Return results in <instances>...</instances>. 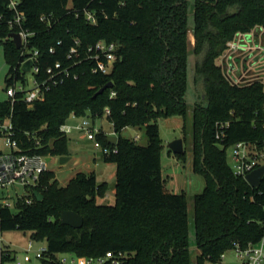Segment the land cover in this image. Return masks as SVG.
I'll use <instances>...</instances> for the list:
<instances>
[{
	"label": "trees",
	"instance_id": "1",
	"mask_svg": "<svg viewBox=\"0 0 264 264\" xmlns=\"http://www.w3.org/2000/svg\"><path fill=\"white\" fill-rule=\"evenodd\" d=\"M6 3L0 0L7 85L24 74L20 49L8 36L13 28ZM18 8L33 32L29 44L39 51V77L56 62L71 76L30 107L0 100V115L12 111L23 150L51 156L68 154L60 127L69 116L93 120L108 109L117 141L103 133L97 139L109 149L103 160L115 165L114 202L102 201L108 185L93 171H78L60 185L47 169L32 190L41 199L20 200L16 211L0 208V233L19 229L45 240L52 264L58 253L95 257L107 250L127 254L119 264H220L226 249L246 247L264 235V177L251 187L226 161V148L236 141L264 145V87L230 83L218 63L237 31L264 27V0H20ZM84 9L94 11L96 23L85 19ZM43 13L51 14L50 23L40 20ZM99 39L118 43L107 73H93L89 61L75 64L67 56L75 40L83 53ZM108 81L112 87L94 95ZM170 115L182 119L184 151L176 155L185 158L188 141L191 169L205 181L190 197L192 239L188 196L169 188L161 171L158 119ZM226 120L229 126L217 138L216 122ZM126 127L143 128L146 143L123 136ZM64 209L79 213L82 226L62 224Z\"/></svg>",
	"mask_w": 264,
	"mask_h": 264
},
{
	"label": "built area",
	"instance_id": "2",
	"mask_svg": "<svg viewBox=\"0 0 264 264\" xmlns=\"http://www.w3.org/2000/svg\"><path fill=\"white\" fill-rule=\"evenodd\" d=\"M20 0H6L7 9L11 12L8 23L12 32H17L20 36L21 45L19 47L22 55L20 68L24 62L31 60L29 72L31 73V86L27 87L26 77L24 79L13 77V81L7 84L4 89L10 104L16 100H21L27 107L33 105L35 101L42 100L45 93L52 87L62 84L65 78L70 77V70L61 68L56 62L54 67L46 68L44 77H39L40 66L38 64L39 51L31 48L29 42L33 32L24 26L25 15L18 8ZM85 19L90 23H96L94 11L83 10ZM51 14H41L40 20L50 23ZM78 40H75L67 56L75 58V64L82 61L91 63L90 70L93 73H107L113 62L117 58L118 43L116 41H106L99 39L88 45L84 52L78 49ZM53 51V48H50ZM223 76L234 85L250 84L259 82L264 87V27L254 25L248 31H237L233 37L226 42V46L218 58ZM77 77L76 73L72 74ZM114 95V92H111ZM108 109L105 110L107 114ZM74 116V115H73ZM229 121L216 122V137H223ZM264 127V124H263ZM60 129L67 135V132L75 129L85 134L86 138L93 142V145L100 148L102 152L108 153L107 147L101 146L97 139V134L110 135L101 127L95 125L89 117H81L75 125L70 126L65 123ZM139 135L132 137L137 140ZM0 142L8 145L9 151L3 152L0 149V208L15 205L20 200L31 203L33 201L32 190L37 185L40 175L48 169L47 157L37 153H29L23 150L17 138L12 122V111L0 115ZM232 170L235 175L243 178L247 173L264 164V145L258 146L254 143L240 140L231 145ZM21 185L25 194L18 196L15 187ZM13 193L16 196L13 198ZM34 241L29 240L23 253L19 255L9 246L2 245L0 239V264H52L47 256V247H40L33 250ZM241 264H264V235L256 242L249 243L246 247L236 244L234 247ZM127 257L122 251L107 250L99 256H80L75 253L56 254L54 261L57 264H119L120 260Z\"/></svg>",
	"mask_w": 264,
	"mask_h": 264
},
{
	"label": "rangeland",
	"instance_id": "3",
	"mask_svg": "<svg viewBox=\"0 0 264 264\" xmlns=\"http://www.w3.org/2000/svg\"><path fill=\"white\" fill-rule=\"evenodd\" d=\"M190 44H193V36L189 33ZM8 71V64L6 63L3 54V45L0 43V100H4L7 95L4 87L6 86L5 76ZM25 85L27 87L31 86L30 78L31 73L25 72ZM195 90L192 91L193 94ZM193 96L189 95V100ZM81 120L79 116H69L65 124L73 126ZM95 125L102 127L106 132H111L110 122L104 113L100 118H95ZM159 126V138L162 143L160 148V163L161 171L166 180V185L175 192H185L188 196V216H189V226H190V238H193V224H192V214L193 205L192 199L190 198L193 194L199 193L203 190L205 181L204 177L191 169V158L189 155L190 145L187 141V151L185 158L177 156L173 152H169L167 148V143L182 136V119L179 115H170L158 119ZM187 127V125H186ZM110 130V131H109ZM123 136L133 137L139 135L137 139L138 143H146V136L144 130L141 127H127L122 131ZM68 138V159L60 163V155H51L50 159L47 161V167L52 170L55 174V178L60 185H65L68 180L78 171H93L96 179L100 181H105L108 185L107 191L104 199L106 202H114V180H115V165L110 162L103 160L102 150L93 145V142L88 140L84 133L79 132L75 129L67 132ZM0 149L3 152L9 151L8 145L0 142ZM232 147L231 145L226 148V161L230 167H232L231 159ZM15 190L18 196H23L25 191L21 185H17ZM16 196L13 193V198ZM12 211H16L15 205L11 206ZM0 239L2 245L9 246L11 249L15 250L19 255H21L27 246L30 238L29 231H23L19 229H7L0 233ZM34 246L33 250L40 247H45V240H33ZM62 255L63 253H58ZM207 264H211L207 262ZM220 264H241V261L237 257V252L235 248H228L223 252Z\"/></svg>",
	"mask_w": 264,
	"mask_h": 264
},
{
	"label": "water",
	"instance_id": "4",
	"mask_svg": "<svg viewBox=\"0 0 264 264\" xmlns=\"http://www.w3.org/2000/svg\"><path fill=\"white\" fill-rule=\"evenodd\" d=\"M16 48H19L21 45V40H20V36L17 32H10L8 35ZM32 64L31 60H27L26 62H24L21 66V70L22 72H29L30 70V66ZM112 87V81H108L105 84H103L95 93L96 94H100L103 92L104 89L106 88H110ZM108 141H110L111 143L115 144L117 141V137L114 134H110L107 136ZM167 148L169 150H171V152L175 153V154H179L182 153L184 151V147H183V139L181 137L176 138L170 142L167 143ZM47 161L50 159V157L48 156ZM68 159V156L66 155H60L59 156V161L60 163L65 162ZM202 160H203V155H202ZM264 177V164L258 166L257 168L253 169L252 171H250L249 173H247L244 177V179L246 180V182L251 186V187H258L261 183V180ZM34 196L36 197V199H41L42 198V193L38 190H34ZM60 222L62 224H67L71 227L74 228H78L80 226H82L83 224V217L75 212L74 210H70V209H64L61 210L60 212Z\"/></svg>",
	"mask_w": 264,
	"mask_h": 264
},
{
	"label": "crops",
	"instance_id": "5",
	"mask_svg": "<svg viewBox=\"0 0 264 264\" xmlns=\"http://www.w3.org/2000/svg\"><path fill=\"white\" fill-rule=\"evenodd\" d=\"M93 121H94V119H93ZM110 125H111V123H110ZM101 128H102V127H101ZM110 128H111V129H110L111 132H109V133H113V134H114V132H113V130H112V125L110 126ZM126 128H127V127H126ZM126 128H124V129H126ZM124 129H123V130H124ZM110 130H109V131H110ZM123 130H122V131H123ZM105 132H106V131H105ZM89 172H90V171H89ZM96 180H97V179H96ZM97 181H98V182H102V181H100V180H97ZM102 201L106 202V200H105L104 198L102 199Z\"/></svg>",
	"mask_w": 264,
	"mask_h": 264
}]
</instances>
